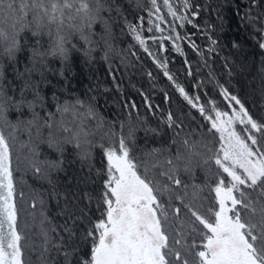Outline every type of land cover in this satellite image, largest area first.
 <instances>
[{"label":"snow or ice","instance_id":"1","mask_svg":"<svg viewBox=\"0 0 264 264\" xmlns=\"http://www.w3.org/2000/svg\"><path fill=\"white\" fill-rule=\"evenodd\" d=\"M150 3L145 28L143 16L135 23L124 14V0H0V264H264V116L254 117L223 84V107L202 103L155 57L206 121L199 136L171 111L155 126L143 120L105 128L95 97L73 95L77 58L83 65L101 52L107 58L117 26L149 56V39L159 50L170 40L184 55L180 33L157 0ZM182 5L190 16L163 0L180 27H198L199 6ZM256 19L264 50V14ZM162 23L174 37L163 35ZM144 99L155 114L159 106ZM29 173L38 188L28 184ZM29 208L33 222L39 218L32 233L19 223Z\"/></svg>","mask_w":264,"mask_h":264},{"label":"trees","instance_id":"2","mask_svg":"<svg viewBox=\"0 0 264 264\" xmlns=\"http://www.w3.org/2000/svg\"><path fill=\"white\" fill-rule=\"evenodd\" d=\"M157 2L161 9L160 15L165 16L166 21L171 22L180 33L182 39L177 43L181 45L184 55L181 56L175 51L170 40L163 41L165 50H159L158 43H153L149 39L147 45L153 54L149 56L127 30L122 32L117 26L107 58H104L105 54L101 52L91 65H83L77 58L72 79L73 95L85 102L89 97H95L98 113L106 122L105 128L108 123H113L118 130L121 121L127 126L143 120L155 126L157 120L162 118V114L171 111L184 119L186 131L187 126H190L199 136L204 129L198 126L206 121L199 117L197 110L187 105L173 82L164 75V69L155 62L153 59L155 57L161 62L167 60V70L175 81L183 86L189 95H200L202 103L206 99H214L223 107V103L226 102L222 103V97L218 94L219 85L223 84L240 96L254 117L264 116V95L259 75L261 53L264 50L258 47L261 33L257 30L260 21L256 19L264 14V5L260 4V0H255V3L252 0H190L191 4L199 6L200 14L193 18L198 27L187 23L180 27L179 21H174L167 15L163 0ZM170 3L180 14L190 16V11L185 12L183 9L182 0H170ZM124 4L126 6L124 14L128 19L138 23V18L143 16L146 28L147 10L151 9L150 0H124ZM246 13L253 18L254 23L249 22ZM152 19L155 20V16ZM161 27L165 29L164 36L170 34L175 36V33L170 32L169 23H162ZM154 34L157 37L161 36L159 32ZM152 35L153 33L144 32L145 37ZM209 36L217 40V45H212ZM189 40L196 44V49L191 47ZM234 42L240 47H233ZM210 48H214L215 51H209ZM53 67H58V64H54ZM189 70L191 75L188 74ZM165 93L168 96L167 100ZM144 97H147L153 106H159L155 114L148 110ZM133 102L137 108L126 106ZM193 117L196 119H192ZM139 135L142 137L143 132ZM19 139L26 141L27 134H20ZM154 143L152 141L149 146ZM42 148L44 151H50L46 146ZM17 150L18 143L14 146V155ZM69 159L72 157L69 156ZM72 167L79 165L73 163ZM25 178L28 184L39 187L31 178V173ZM24 191L27 197L30 189L24 187ZM27 207L25 204V208ZM30 211L29 208L27 212H21L19 223L22 230L32 233L38 231L39 218L37 217L34 223L32 217L28 215ZM36 211L38 214L39 205ZM26 222L29 225L27 229L24 228Z\"/></svg>","mask_w":264,"mask_h":264}]
</instances>
